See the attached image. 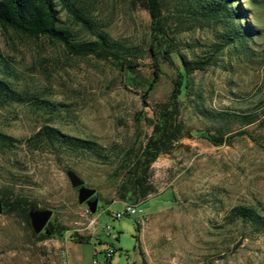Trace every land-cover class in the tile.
Instances as JSON below:
<instances>
[{"label":"rangeland","instance_id":"1","mask_svg":"<svg viewBox=\"0 0 264 264\" xmlns=\"http://www.w3.org/2000/svg\"><path fill=\"white\" fill-rule=\"evenodd\" d=\"M71 1L87 10L111 38L146 47L148 16L134 0ZM250 9L249 22L260 29L251 43L253 51L248 56L230 54L226 48L214 52L204 69L190 74L197 102L179 107L178 117L186 126L212 132L221 128L230 135L228 142L214 145L195 135L180 137L150 163L147 181L153 191L125 201L116 192L118 163L149 134L146 118H153L154 104L167 98L172 65L160 61L161 74L143 105V87L123 84L110 61L74 55L44 37L0 28L11 87L61 103L55 114L28 102L0 106V132L14 138L11 146L0 145V194L21 195L36 208H50L48 220L67 228L63 236L36 237L18 212L0 211V264H61L62 248L66 264H264V231L223 218L235 204L264 209V0ZM59 18L78 37L89 36L61 7ZM176 37L178 51L187 57L203 55L213 39L207 26L184 29ZM136 61L137 73L149 78L145 50ZM172 61L177 64L174 55ZM231 112H250L255 119L229 122L225 113ZM41 123L95 141L106 156L27 145L25 139ZM67 168L95 189L94 212L83 213L86 206L77 202ZM124 203H138L140 212L115 217ZM69 232L88 237L78 241ZM107 247L113 252L104 260Z\"/></svg>","mask_w":264,"mask_h":264},{"label":"trees","instance_id":"2","mask_svg":"<svg viewBox=\"0 0 264 264\" xmlns=\"http://www.w3.org/2000/svg\"><path fill=\"white\" fill-rule=\"evenodd\" d=\"M134 1L146 11L148 16V40L145 48L111 38L90 17L87 10L71 0H0L1 29L9 28L23 35L44 37L51 42L59 43L68 53L91 54L96 58L110 61L120 71L123 84L143 87V105H146L145 94L161 74L160 61L172 65L174 75L167 98L154 104L153 118H146L151 125L149 134L136 150L125 151L118 163L120 177L116 192L121 201L140 199L153 191L154 187L147 181L148 167L159 153L167 152L180 137L195 135L214 145L228 142L230 135H225L221 128L217 127L212 132L207 128L186 126L178 117L179 107L183 102L187 105L191 104V100L197 102L193 97L199 95L191 89L190 74L195 70L204 69L214 52L226 48L230 54L248 56L253 51L251 43H254V38L259 34L260 29L249 22L248 16L251 13L250 6L262 2V0ZM58 6L66 11L73 24L78 25L89 36L78 37L71 27L63 25L59 18ZM203 26L209 27L213 35L212 41L207 44L208 50H205L201 56L192 57L179 52L176 34L184 29ZM143 50L150 58L151 74L147 79L139 75L136 69L139 65L136 58L143 56ZM172 55L176 57L177 64L173 63ZM261 56L264 61V53ZM122 68L125 70L122 71ZM9 72L10 64L0 51V106L11 102H28L34 108L48 114L59 111L61 103L24 95L11 87L7 79ZM201 110L199 109V112ZM215 112L222 116L221 112ZM207 114L209 113H201V115ZM225 114L229 122L237 120L247 124L255 119V115L250 112ZM136 119L139 120L140 117ZM242 132L244 131L239 133ZM13 140V137L0 132L1 146H11ZM25 141L31 147H46L56 153L61 150L81 152L93 158L106 156L102 146L95 141L62 132L48 123H41ZM0 204L1 211L18 212L26 223H28L27 210L36 208L34 201L21 195L9 197L0 194ZM223 218L229 223L237 220L249 225L255 231H264V209L254 205L235 204L228 209ZM135 226L137 228L136 220ZM66 229L62 224L47 220L44 228L33 235L40 238L63 236ZM69 234L78 241L88 237L75 232Z\"/></svg>","mask_w":264,"mask_h":264},{"label":"water","instance_id":"3","mask_svg":"<svg viewBox=\"0 0 264 264\" xmlns=\"http://www.w3.org/2000/svg\"><path fill=\"white\" fill-rule=\"evenodd\" d=\"M65 175L69 181L71 187L76 188V200L78 203H84L87 210L92 213L95 211L97 197L93 195L95 189L84 185L83 179L72 169L67 168ZM1 211V204H0ZM51 214L50 208H30L27 210V217L30 227L34 233H38L42 230Z\"/></svg>","mask_w":264,"mask_h":264},{"label":"built area","instance_id":"4","mask_svg":"<svg viewBox=\"0 0 264 264\" xmlns=\"http://www.w3.org/2000/svg\"><path fill=\"white\" fill-rule=\"evenodd\" d=\"M137 204H130V203H124L123 208L120 211H115L113 213V215L115 217H120L122 214H133L135 212H140V208L137 207ZM84 214L89 213V211L87 210V208L85 207L83 210ZM94 219H90L88 224H92ZM108 227L106 226V229ZM113 250L109 247H107L104 251H103V259L106 260L111 254H112ZM59 260L61 264H66V259H65V253H64V249H60L59 251ZM95 261L92 260V263H94Z\"/></svg>","mask_w":264,"mask_h":264},{"label":"flooded vegetation","instance_id":"5","mask_svg":"<svg viewBox=\"0 0 264 264\" xmlns=\"http://www.w3.org/2000/svg\"><path fill=\"white\" fill-rule=\"evenodd\" d=\"M91 197H93V195H92V196H90V198H91Z\"/></svg>","mask_w":264,"mask_h":264}]
</instances>
